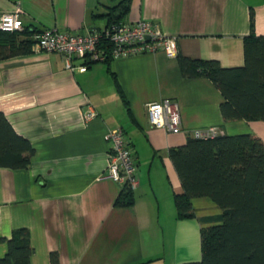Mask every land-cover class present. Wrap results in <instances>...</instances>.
<instances>
[{
  "label": "crops",
  "instance_id": "obj_1",
  "mask_svg": "<svg viewBox=\"0 0 264 264\" xmlns=\"http://www.w3.org/2000/svg\"><path fill=\"white\" fill-rule=\"evenodd\" d=\"M120 1L0 0V20L19 9L24 27L88 33L109 25L107 14ZM140 20L175 38L180 55L239 68L245 39L264 35V0H132L122 21ZM72 62L78 67L84 60ZM161 99L178 103L182 132L150 125L147 104ZM224 100L209 77L186 78L179 57L161 50L94 62L84 72L69 70L62 54L34 44L1 59L0 110L35 154L27 169L0 167V258L6 239L26 228L31 264H53V254L58 264L200 261L201 229L218 224L223 210L197 197L195 217L179 219L175 194L183 188L170 150L194 130L212 127L264 139V121H226ZM89 111L95 117L88 118ZM116 128L125 131L137 163L131 206L116 205L123 186L106 174V135Z\"/></svg>",
  "mask_w": 264,
  "mask_h": 264
},
{
  "label": "trees",
  "instance_id": "obj_2",
  "mask_svg": "<svg viewBox=\"0 0 264 264\" xmlns=\"http://www.w3.org/2000/svg\"><path fill=\"white\" fill-rule=\"evenodd\" d=\"M131 2L121 0L111 7L109 24L122 23ZM43 30L0 28V60L30 51L34 35ZM244 49L245 65L239 68L179 53L178 57L186 78L209 77L221 90L226 121H264V35L252 33ZM34 154L31 142L16 132L0 110V167L27 169ZM170 157L183 188L175 194L179 219L195 217L192 199L197 197L211 198L223 210L218 224L201 229V260L186 264H264V139L256 134L191 135L184 145L170 150ZM134 200V190L126 184L116 205L131 206ZM6 241L8 251L0 264H31L34 249L28 229L15 230ZM52 261L58 264V255L53 254Z\"/></svg>",
  "mask_w": 264,
  "mask_h": 264
},
{
  "label": "built area",
  "instance_id": "obj_3",
  "mask_svg": "<svg viewBox=\"0 0 264 264\" xmlns=\"http://www.w3.org/2000/svg\"><path fill=\"white\" fill-rule=\"evenodd\" d=\"M18 9L1 17L0 28L5 31H20L24 29ZM149 38V39H148ZM34 46L37 50L62 54L66 59V67L74 71L84 72L94 62L124 58L133 54L164 51L170 57L178 56L177 40L167 36L158 25L149 20L135 23L118 22L107 25L100 30L88 33H71L55 28L44 29L34 35ZM80 58L84 63L78 67L72 60ZM149 123L152 127L164 128L171 133L183 130L181 111L177 102L171 99H161L147 104ZM88 118L95 117L89 111ZM221 133L216 128L196 129L193 136L209 138ZM106 140L111 144L108 152L106 174L113 181L129 185L132 190L139 185L136 176L137 163L131 150L125 131L122 128L110 130Z\"/></svg>",
  "mask_w": 264,
  "mask_h": 264
},
{
  "label": "water",
  "instance_id": "obj_4",
  "mask_svg": "<svg viewBox=\"0 0 264 264\" xmlns=\"http://www.w3.org/2000/svg\"><path fill=\"white\" fill-rule=\"evenodd\" d=\"M149 39V38H148Z\"/></svg>",
  "mask_w": 264,
  "mask_h": 264
}]
</instances>
